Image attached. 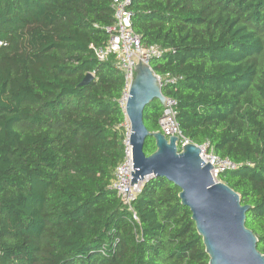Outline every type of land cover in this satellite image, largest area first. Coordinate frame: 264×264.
Segmentation results:
<instances>
[{
    "label": "trees",
    "instance_id": "obj_1",
    "mask_svg": "<svg viewBox=\"0 0 264 264\" xmlns=\"http://www.w3.org/2000/svg\"><path fill=\"white\" fill-rule=\"evenodd\" d=\"M129 11L141 46L165 50L152 72L177 78L161 92L182 136L235 166L217 181L249 206L264 255V0H132ZM113 24L112 0H0V264H209L177 186L144 182L131 211L111 189L126 80L94 49ZM163 111L145 107L150 133ZM155 150L147 138L144 154Z\"/></svg>",
    "mask_w": 264,
    "mask_h": 264
},
{
    "label": "water",
    "instance_id": "obj_2",
    "mask_svg": "<svg viewBox=\"0 0 264 264\" xmlns=\"http://www.w3.org/2000/svg\"><path fill=\"white\" fill-rule=\"evenodd\" d=\"M92 79L93 75L87 74L82 85ZM153 100L166 107L158 76L148 63L139 61L134 67V78L129 83L123 108L130 126L132 194L140 182L153 178L168 180L180 189L178 197L191 212L209 264H264V255L257 250V238L245 226L249 206L241 205L236 192L213 179L212 167L203 163L199 148L190 144L178 151L177 137L166 139L161 132L150 133L146 129L143 112ZM149 137L154 140L156 150L146 156L143 148Z\"/></svg>",
    "mask_w": 264,
    "mask_h": 264
},
{
    "label": "built area",
    "instance_id": "obj_3",
    "mask_svg": "<svg viewBox=\"0 0 264 264\" xmlns=\"http://www.w3.org/2000/svg\"><path fill=\"white\" fill-rule=\"evenodd\" d=\"M132 0H112V9L114 11V24L105 28V32L109 35V41L105 48L94 49L99 62L107 60L108 56L114 54L118 60V66L125 72V90L122 99L119 101L123 108V100L127 96L129 83L134 78V67L136 62L134 58L144 63H149L152 58H158L163 55L165 50L158 46H151L143 48L140 44V37L132 30L131 18L132 13L129 11ZM159 78L162 86L164 84H174L177 78L166 75L163 79ZM166 99V98H165ZM166 107L162 117L159 119L160 131L166 139L170 137H177V149L180 150L186 145H194L188 139H185L176 122L175 105L176 102L171 99H166ZM126 121V118H125ZM127 125V122H126ZM126 140H125V157L123 162L117 167L114 173V180L111 184V189L115 190L121 202L127 206L131 211V203L135 200L136 196L140 193L141 187L144 182H140L135 186L136 192L132 194L133 188L129 186L131 172H133V163L131 150L128 144L129 130L126 127ZM200 151V158L204 164L212 167L211 174L215 181L217 177L228 171L234 170L235 166L228 159L219 158L214 152L213 148L208 142L202 145H196ZM178 150V151H180ZM133 220H137L133 214Z\"/></svg>",
    "mask_w": 264,
    "mask_h": 264
},
{
    "label": "bare ground",
    "instance_id": "obj_4",
    "mask_svg": "<svg viewBox=\"0 0 264 264\" xmlns=\"http://www.w3.org/2000/svg\"><path fill=\"white\" fill-rule=\"evenodd\" d=\"M126 99H127V96H126L125 99L123 100V108L125 107ZM126 122L128 123V130L130 131V126H129V122H128V120H126Z\"/></svg>",
    "mask_w": 264,
    "mask_h": 264
},
{
    "label": "rangeland",
    "instance_id": "obj_5",
    "mask_svg": "<svg viewBox=\"0 0 264 264\" xmlns=\"http://www.w3.org/2000/svg\"><path fill=\"white\" fill-rule=\"evenodd\" d=\"M134 61L136 62V64L138 63V62H137L138 60H137L136 58H134ZM126 127H128V123H127V125H126V121H125V128H126Z\"/></svg>",
    "mask_w": 264,
    "mask_h": 264
}]
</instances>
